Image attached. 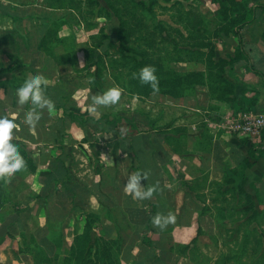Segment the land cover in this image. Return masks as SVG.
Listing matches in <instances>:
<instances>
[{"label": "crops", "instance_id": "obj_1", "mask_svg": "<svg viewBox=\"0 0 264 264\" xmlns=\"http://www.w3.org/2000/svg\"><path fill=\"white\" fill-rule=\"evenodd\" d=\"M5 11L13 16H19L21 12L20 10ZM49 11H51L49 17L52 19H45L43 26H39L40 21L35 20L38 36L33 39L37 42H40L51 22L56 19L66 20L60 34L63 37V33L66 35L65 30L68 28V16L73 18L69 10ZM71 11L73 13V10ZM251 29L248 26L243 32L246 36L244 42L247 46L246 54L245 58L240 60L242 64L233 68L235 72L232 70V76L240 79L237 83L240 84L239 89L242 91L238 92H242L247 99H253L254 91L258 92L260 99L253 106L252 112H264V39L261 34L263 29L260 25L259 34L253 35L250 34ZM30 59L27 61L34 70L44 68L48 72L51 69L56 71L54 66H57L49 57L33 53ZM75 72L59 74L54 80L58 78L57 81L60 83L63 76L67 77V73L74 78ZM20 79V70L15 67V62L8 55L0 53V113L17 112L19 114L17 122L20 123V127H24L28 124L20 119L22 107L14 106V102H18L16 88L21 83ZM153 100L160 98L156 96ZM139 102L144 106L147 104V102ZM173 104L178 111L187 112L191 116L200 115L199 119L190 123L181 133L144 129L138 133L122 134L119 137H115L113 131H109L106 123L108 120L91 119L89 123H96L97 127L102 128L98 136L92 135L91 138L99 147L91 150L90 142H87L81 124L80 115H85L82 104H75V107L67 110L75 113V119L68 116L54 118L51 113L44 112L36 125L43 128L42 133L38 135L40 140L36 145L37 153L33 155L38 164L37 174L31 176L28 170H23L20 176L25 183L14 189L10 196L22 211L21 220L27 236L30 238L37 232L38 222L43 225L47 221L49 212L46 198L50 195V191L53 201L62 203L74 197L78 199L94 197L95 204L97 207L101 204L104 214L115 208L116 202L99 190V180L95 178L100 179L98 169L103 168L102 171H105L114 168L118 160L122 162L120 169L125 184L130 175L147 172L148 178H142L141 185L145 188L153 185L156 187L150 198L140 200L133 199V195L125 191L124 184L122 207L125 219L134 226L133 233L141 237L147 235L153 240L171 239L176 246H187L197 236L198 222L202 231L200 238L219 239L218 231L221 226L235 223L233 217L236 215V221L242 224V220L237 218L239 214L246 212L252 224L250 235L259 231L264 237V223L262 225L261 221L260 228L259 221L256 222L258 218L264 221V155H260L264 149V133L260 142L255 141L257 139L251 140L224 133L212 121L217 117L233 115L236 104L215 101L209 89L204 86L195 87L188 98L174 101ZM138 122L140 123L141 120ZM175 124L179 125L181 122L177 121ZM53 127L66 130L74 128L78 132L80 130L83 136L79 138L80 136L77 135H69L59 138L55 134L53 138L49 133L51 131L49 128ZM104 128L107 134L105 136L101 134L104 133ZM65 129L63 131L69 133ZM13 131L12 139L18 143L21 141V130L19 128ZM30 133V136H26L25 142L33 144L36 142V135L32 131ZM102 155L107 158H103ZM101 157L107 162L99 165L101 162L98 159ZM30 177L33 180L32 184L27 183ZM31 193H38L41 198L35 199ZM243 196L248 198L247 202L243 201ZM149 204H152L153 211ZM157 213L164 215L171 213L175 219L161 229L152 221ZM84 225L85 216L80 209H77L61 225L60 249H57L48 238L39 241L40 246L51 258L50 264L64 263L70 255L76 232L81 234ZM93 236L110 241L118 238V232L111 221L105 219L95 224ZM247 237L248 233L245 234V238ZM198 246H201L200 242ZM18 249L19 240L1 238L0 264H34L33 258L29 255L16 256L14 252ZM154 253L157 252L142 240H136L133 247L124 250L122 264H158L155 259L153 260ZM171 264L196 263L187 258L179 259L176 254Z\"/></svg>", "mask_w": 264, "mask_h": 264}, {"label": "rangeland", "instance_id": "obj_2", "mask_svg": "<svg viewBox=\"0 0 264 264\" xmlns=\"http://www.w3.org/2000/svg\"><path fill=\"white\" fill-rule=\"evenodd\" d=\"M79 1L86 3V0ZM95 1L96 3L91 6H81L77 12L71 13L72 11H70L73 18L68 16L66 35L63 33L64 40L60 45L59 52L72 50V65H69L65 72L77 70L73 73L74 78L67 73V77L63 76L59 83L58 78L54 80V77L65 72L60 73L58 67L55 66L56 71L53 69L49 72L45 71L46 74L53 75L52 78L45 77V86L63 87L65 94L63 103L68 106V110L75 107V104H82L85 108V115L78 114L81 118L82 129L86 134V140L90 142V150L99 147L91 138L92 135L98 136L100 130L102 131V128L97 127L96 123H89L91 119L108 120L107 124L116 125V134L119 132L133 134L144 129L181 133L188 128L190 123L199 119L200 115L191 116L187 112L178 111L177 107L174 106L177 103L173 104L174 101L188 98L194 92L191 86L187 85V87L184 86L180 89V94L184 96L179 99L158 94L141 98L130 94L129 91H138L135 88L137 85L134 86L133 81H139V78L138 75L134 76L133 74L138 73L141 69L134 67L142 58L153 61L155 68L159 62H162L166 70L167 67L172 66L174 70L184 75L205 74L211 67H213L212 70L216 76L218 74L220 76L223 71V78L226 79V82L219 79L222 85L221 89L219 85L212 88L214 91L212 98L215 101L220 102L218 96L222 87H226L225 90L228 89L230 98L233 100L236 99L238 91H242L239 89L240 84L237 83L240 79L232 76L233 68L242 63L239 61L231 64V58L232 55L234 57L241 56L240 60L245 58L247 46L244 42L246 36L243 35V27L237 31L238 36H230L232 27H228L226 33L223 30L227 23L233 19L238 17L247 19L248 12L252 13V10L258 4L264 3V0H247L235 7L237 12H231L232 16L228 15L226 18L218 16V5L206 0H108L109 4L106 0ZM60 4H64L68 8L70 0H65L64 3L58 0H0V10H20L19 15L25 19L19 21L14 27L17 28L18 34L34 38L38 36L35 20H39V26H43L45 19H52L49 17V12H51L49 10H60ZM52 6L57 7V9L50 8ZM83 16L86 17L85 20L82 18ZM263 19L264 17L255 19L254 16H250L245 27L252 28L250 30L252 31L251 35L259 34L260 25L264 32ZM121 27L122 30L131 32L129 37L123 40V48L131 51L121 52L113 45V42L120 40L119 30ZM53 46H57L55 41ZM94 54L99 57L90 60ZM23 72L22 70L20 72L21 78H24ZM28 75L30 74L26 71L25 77ZM257 76L261 77L260 74ZM192 78L189 77L187 81L200 79L198 76ZM214 80L216 83L218 79ZM241 84L243 85V81ZM113 86L122 89L120 101L113 106L97 105V110L92 111V95L95 93L102 94L106 89ZM254 92L252 98L258 102L260 96L257 91ZM156 96L160 100H153ZM139 101L147 102L146 106ZM19 107H22L20 114L24 116L31 105L26 103ZM46 112L51 113L54 118L64 116L63 110L57 108ZM233 115L217 117L212 122L218 124L219 118L221 120L222 117ZM138 120L141 122L139 123ZM177 121H180L181 124L176 125ZM42 129L35 127L33 130L29 125L20 127L21 141L17 143L19 147L27 146L32 156L37 153L35 151L38 150L36 145L37 141L40 140L38 135L42 133ZM49 129L50 132H55L59 138L69 135H77L80 136L79 138L83 136L79 129V132L74 128H67L68 130H66L65 128L53 127ZM64 129L69 133L64 132ZM103 130L104 133L101 132V134L107 135L105 134L106 128ZM31 131L36 135V142L33 144L25 142L26 136H30ZM260 140L258 138L255 141L260 142ZM98 160L101 162L99 165L102 162H107L105 159L102 160V157ZM95 179L100 180L99 177ZM27 183H33L31 177L28 178ZM243 201L247 202L248 198L243 196ZM236 216L233 217L235 223L221 226L220 231H218L219 239L199 237L198 243L200 242L201 246L199 247L197 243V247L193 248L191 252V256L196 262L201 264H264V237L259 231H253L255 234L250 235L252 224L248 213L244 212L238 215L237 219H241L242 224H238ZM257 221H259L261 228V221L262 225L264 221L261 218H258ZM246 233H248L247 238H245ZM252 235L255 238H251Z\"/></svg>", "mask_w": 264, "mask_h": 264}, {"label": "trees", "instance_id": "obj_3", "mask_svg": "<svg viewBox=\"0 0 264 264\" xmlns=\"http://www.w3.org/2000/svg\"><path fill=\"white\" fill-rule=\"evenodd\" d=\"M58 1H63V3L65 2V0ZM106 1L109 4V1ZM206 1H210L213 4L218 5V16L220 18H226V16L228 15L232 16L231 12H237L235 7L243 4L247 0ZM94 3H96L95 0H86V3H83L79 0H70V6L68 8H66L64 4H60L59 9H68L69 11L73 10L77 12L81 9V6H91ZM50 8L57 9V7L55 8L53 6ZM252 13L248 12L247 19L238 17L231 20L230 23H227V26L223 31L226 33L227 28L232 27L230 29V36H238L237 31H239V28L241 27H243V31H245V28L247 27H245L246 22L251 15L254 16L255 19L264 17V3L258 4V6L254 10H252ZM82 18H84V20L86 19V17L84 16ZM24 19L25 18H21L20 15L13 16L12 14L7 13L5 10H0V53L8 55L9 58L15 62V67L19 69L20 72L21 70L24 71V78L26 71H28V74L39 73L47 78L53 77V75L51 74H46V70H44V68H41L39 70H34L32 68V65L28 63L27 59L31 60L30 58L32 57L33 53H39V55L51 58L58 67L59 72H65L66 67L72 65V50L59 52L60 45L63 42V37L60 34L63 26L66 23V20H53L40 42H37L35 40L33 41V37H27L25 35L18 34L17 28L14 27L15 24H17L19 21H24ZM11 27L13 28L11 29ZM130 34L131 32L125 31V29L122 30L121 27V30H119L120 40L113 42L114 47H116L121 52H125L126 49L123 48V40H126ZM262 37L264 39V32L262 34ZM54 41L57 46H53ZM126 51L131 50L127 49ZM97 56V54H94L90 60L99 57ZM240 59L241 56L232 57L231 64L239 62ZM145 65L154 64L153 61L149 59L144 60L142 58V60H139L138 64H136L134 68H142ZM212 69L213 67L208 68V71L205 74L202 73L194 75H184L174 70L172 66L167 67L166 70L163 67V63L159 62V64L156 66V74L159 79V91L154 92L150 85L142 84L140 80H134L133 84L134 86L137 85L135 88L136 90L138 89V91L129 92L130 94L141 98H148L154 94H158L179 99L184 96L180 94V89H182L184 86L187 87L188 85L193 87V90H195V87L197 86L207 87L210 91V95L214 97V91L212 88L219 85L221 89L222 85L220 80L222 82H226V79L223 78V71L220 76L219 74L218 76H216L215 72H213ZM196 76H198L200 79H196L195 81H187L189 77L192 78ZM24 78L20 79L21 83L23 82L22 80ZM214 79L220 80H216L215 83ZM62 88L63 87L59 86H45V92L46 95H48V97H50L55 102L54 108L63 110L64 116H68L70 118L74 117L73 119H75V113L68 112V106L63 103V96H65V94ZM225 88L226 87H222V91L219 93L218 99L220 100V102H230L231 104L235 102L236 107L234 114L240 111H253V106L257 104L256 100L247 99V97L242 92H238L239 94H236V99L233 100L232 98H230L228 89L225 90ZM4 90L6 91L5 87ZM5 91L3 92L4 94ZM243 104H246V107H244ZM14 106L19 107L22 105L15 101ZM38 111H41L42 117L43 113L49 110L47 108H44L38 109ZM115 126L116 125H114L113 123L111 125L108 124L109 131H113L112 133L115 137H119L122 134L129 133L119 132L118 134H116L115 131L117 129ZM36 128L38 129V126H36ZM55 134V132H50V136H52L53 138L55 137ZM62 149H64L63 146ZM19 151L26 161V167L17 171L10 177H0V239L3 237H9L14 240H19V249L14 252L16 256L29 255L33 258L34 264H50L51 258L40 246L39 241L43 238H48L56 246L57 249H60L62 247L61 225L63 224V221L72 216L77 209H80L85 216L84 230L81 234H78V232H76L73 244L71 246L70 255L64 260L63 264H122V256L124 250L133 247L136 240H142L144 244L148 245L151 249H154V252H157L152 255H154L153 260L155 259L158 264H171L176 254L179 256V259L187 258L197 264H201L196 262L191 256L193 248L197 247L199 237H201L202 235L199 222L197 237L187 246H176L172 243L171 239L153 240L147 235H143L141 237L138 234L133 233L134 226L125 219L124 210L122 207V199L124 195L123 186L125 183L123 181V176L120 169L122 162L118 160L116 161V167L114 168L105 171H102L103 168L98 169V173L101 177L99 180L98 188L109 199L116 202L115 208L108 210L104 214L102 212L101 204H99L98 207L95 204L94 197L86 199H78L77 197H74L62 203L53 201L50 191V195H48L46 198V206L48 207L49 212L47 221L43 225L38 222L37 232L29 238L21 220L22 211L19 205L12 201L10 196L14 189H18L22 186V183H25L21 179V172L23 170H28L31 176L36 175L38 171V164L35 158L28 151L27 146L22 145L21 147H19ZM260 155H264V149L261 151ZM56 160L58 161L59 159ZM33 195V198L35 199L41 198L40 194L38 193H35ZM149 205L151 211H153L152 204ZM104 218L110 220L114 228L118 232V238L116 240L108 241L104 238L93 236L95 224L98 222H103L105 220Z\"/></svg>", "mask_w": 264, "mask_h": 264}, {"label": "clouds", "instance_id": "obj_4", "mask_svg": "<svg viewBox=\"0 0 264 264\" xmlns=\"http://www.w3.org/2000/svg\"><path fill=\"white\" fill-rule=\"evenodd\" d=\"M138 78L142 84H148L154 92L159 91V79L156 74L154 65L143 66L138 73ZM46 78L39 73L31 74L25 77L24 81L16 88L18 103L24 105L30 103L31 107L24 116L20 117L23 123L28 124L33 130L41 118V111L38 109H54V101L46 95L45 92ZM122 95V89L113 86L106 89L102 94L95 93L92 95V111H96L97 105L113 106L116 105ZM17 112L0 113V177H10L17 171L26 167V161L19 151V145L13 141L14 129L20 128L17 122ZM142 178H148L147 172H136L129 176L125 184V191L133 195V199H146L156 191L155 185L145 188L141 185ZM175 217L169 213H157L153 218V224L164 229L168 223L174 221Z\"/></svg>", "mask_w": 264, "mask_h": 264}, {"label": "built area", "instance_id": "obj_5", "mask_svg": "<svg viewBox=\"0 0 264 264\" xmlns=\"http://www.w3.org/2000/svg\"><path fill=\"white\" fill-rule=\"evenodd\" d=\"M217 126L228 134L255 140L264 133V112L240 111L231 117L219 118Z\"/></svg>", "mask_w": 264, "mask_h": 264}]
</instances>
